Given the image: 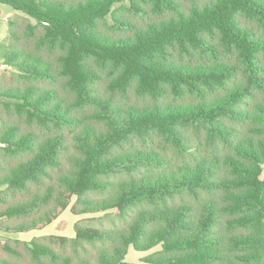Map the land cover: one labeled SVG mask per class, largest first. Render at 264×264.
<instances>
[{
    "label": "trees",
    "instance_id": "obj_1",
    "mask_svg": "<svg viewBox=\"0 0 264 264\" xmlns=\"http://www.w3.org/2000/svg\"><path fill=\"white\" fill-rule=\"evenodd\" d=\"M0 5V264H260L264 0Z\"/></svg>",
    "mask_w": 264,
    "mask_h": 264
},
{
    "label": "rangeland",
    "instance_id": "obj_2",
    "mask_svg": "<svg viewBox=\"0 0 264 264\" xmlns=\"http://www.w3.org/2000/svg\"><path fill=\"white\" fill-rule=\"evenodd\" d=\"M9 9L6 6L0 5V40L1 38L5 37L6 31H7V22L4 18V15L8 14ZM4 18V19H3ZM2 38V39H3ZM263 174H264V165H263ZM85 217V216H84ZM92 216H86V218L90 219ZM97 219L102 220L104 225L108 226L107 219L108 216H103V214L96 215ZM102 217V218H100ZM81 217L74 216L70 213L69 208L66 209L60 217L50 226L44 228L43 230H35L32 232L24 233L18 235V239L22 241H30L34 237L39 236H49V235H61L65 237L72 238L74 237L75 229L74 225L77 220H79ZM97 226L101 225L100 222L96 223ZM3 242V239L0 238V243ZM160 250V247H156L150 251L146 252H137L134 249L130 248L127 255H126V262L132 263V264H148L146 263V259L153 253ZM260 264H264V255L262 260L260 261Z\"/></svg>",
    "mask_w": 264,
    "mask_h": 264
},
{
    "label": "built area",
    "instance_id": "obj_3",
    "mask_svg": "<svg viewBox=\"0 0 264 264\" xmlns=\"http://www.w3.org/2000/svg\"><path fill=\"white\" fill-rule=\"evenodd\" d=\"M6 69L5 64H3L2 62H0V72H3Z\"/></svg>",
    "mask_w": 264,
    "mask_h": 264
},
{
    "label": "crops",
    "instance_id": "obj_4",
    "mask_svg": "<svg viewBox=\"0 0 264 264\" xmlns=\"http://www.w3.org/2000/svg\"><path fill=\"white\" fill-rule=\"evenodd\" d=\"M9 16H10V14L4 15V18L6 19V22H7V19H8ZM4 18H3V19H4ZM0 35H1V34H0ZM2 38H3V37H2ZM2 38H1V39H2Z\"/></svg>",
    "mask_w": 264,
    "mask_h": 264
}]
</instances>
